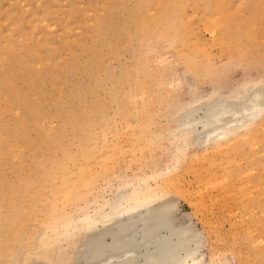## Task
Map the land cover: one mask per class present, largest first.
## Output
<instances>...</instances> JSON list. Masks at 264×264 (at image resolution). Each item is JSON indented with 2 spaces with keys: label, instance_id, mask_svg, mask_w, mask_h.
Returning a JSON list of instances; mask_svg holds the SVG:
<instances>
[{
  "label": "rangeland",
  "instance_id": "1",
  "mask_svg": "<svg viewBox=\"0 0 264 264\" xmlns=\"http://www.w3.org/2000/svg\"><path fill=\"white\" fill-rule=\"evenodd\" d=\"M217 97L222 129H178ZM133 187L200 264H264V0H0V264H83Z\"/></svg>",
  "mask_w": 264,
  "mask_h": 264
},
{
  "label": "bare ground",
  "instance_id": "2",
  "mask_svg": "<svg viewBox=\"0 0 264 264\" xmlns=\"http://www.w3.org/2000/svg\"><path fill=\"white\" fill-rule=\"evenodd\" d=\"M239 102L236 98L217 97L199 106H188L178 119V129L184 134L194 133L195 125L203 123L205 135L220 130L228 121L223 120L224 116L238 113L242 109L233 107ZM201 108L202 114L197 116L196 113ZM251 111L254 114L256 107ZM248 115L247 119L256 116ZM206 126H212V129H206ZM228 127L229 124L226 128ZM227 131L223 135H227ZM195 134L200 135L198 132ZM132 189V192L118 189L114 198L107 203L106 209L97 210L91 217L87 216L88 221L83 225L85 235L82 241L85 249L84 252L79 249L75 259L83 264H200L197 255L200 239L190 226L185 225L186 221L184 224L174 223L169 202L153 208L150 204L153 200L150 198L152 189Z\"/></svg>",
  "mask_w": 264,
  "mask_h": 264
}]
</instances>
